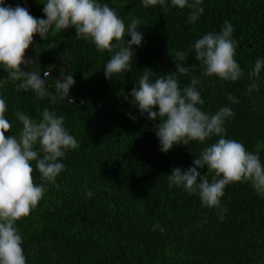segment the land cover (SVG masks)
<instances>
[{"label":"trees","instance_id":"16d2710c","mask_svg":"<svg viewBox=\"0 0 264 264\" xmlns=\"http://www.w3.org/2000/svg\"><path fill=\"white\" fill-rule=\"evenodd\" d=\"M4 1L5 7H23L21 0ZM97 2L113 8L126 27L133 19L139 21L137 31L143 40L133 46L130 71L106 79L104 67L111 53L98 52L91 42L78 39L71 27L58 34L49 32L46 39L36 34L35 64L29 70L41 73L60 63L66 65L75 80L68 97L81 100L95 95L88 103L70 104L59 97L52 103L50 96L37 99L31 90L17 91L19 81L0 87V98L8 106L5 115L12 123L6 136L18 135L22 127L14 116L16 110L38 121L48 108L64 117V127L79 144L60 159L65 169L56 179L59 188L49 185L38 206L16 224L26 264H264V196L250 182L226 186L221 209L203 207L198 194L169 187L173 169L192 167L194 158L219 137L203 144L174 145L164 153L155 132L160 120H150L148 114L142 116L138 107L129 105L133 103L131 91L145 69L154 72L149 77L154 82L176 70L172 56L183 51L187 53L184 66L195 65L189 76L200 81L197 90L204 104L197 107L212 114L225 106L231 108L235 115L224 125L225 138L258 154L264 165V69L257 80L259 91L247 92L252 82L248 72L257 58L264 59V0H203L204 11L194 23L188 22L191 10L172 7L171 0H166L167 8H145L142 0ZM27 3L32 16L43 19L38 10L43 0ZM225 21L233 25L235 60L244 73L235 82L204 77L192 48L203 35L219 33ZM7 75L0 65V79ZM45 79L48 92L56 95V81ZM177 79L181 89L189 83V77L177 75ZM229 94L239 103L229 102ZM98 95L102 105L96 117L107 116L122 103L107 121L93 116ZM32 166L34 182L40 184L35 162ZM197 171L203 175L207 169ZM88 190L91 197L86 195ZM157 223L165 229L163 233L152 230Z\"/></svg>","mask_w":264,"mask_h":264},{"label":"clouds","instance_id":"9594fccd","mask_svg":"<svg viewBox=\"0 0 264 264\" xmlns=\"http://www.w3.org/2000/svg\"><path fill=\"white\" fill-rule=\"evenodd\" d=\"M43 3L46 19H37L27 9L19 5L5 7L4 0H0V65L8 73L6 79H0V87L10 81H19L17 91L31 90L37 99L50 96L52 103H56L58 97L65 100L75 84L72 75L63 81L57 80L56 95H51L45 86L46 74L42 79L37 72L26 73L21 70V64L26 63L25 53L35 34L46 39L49 32L58 34L71 27L75 28L78 39L91 42L100 53H111L104 67L106 79L130 71L133 46H140L143 40L137 31V19L131 20L126 27L113 8L97 0H43ZM202 3L203 0H171L172 7L191 10L189 23L197 21L203 13ZM142 4L145 8L156 5L167 8L166 0H142ZM232 33L233 25L225 21L219 33L209 32L192 45L204 77L215 76L221 81L235 82L244 75L235 60L236 42ZM126 35L131 40H125ZM172 58L176 70L160 75L154 82L149 79L154 72L145 69L138 86L131 91L132 102L138 106L141 115L146 112L150 120H160L155 132L164 153L174 145H187L190 141L203 144L213 136L219 139L205 147L199 158H194L192 167L173 169L168 175L169 187L175 185L189 195L198 194L203 207L214 209H221V198L229 184L250 182L256 193L264 196V165L259 155L248 151L242 143L225 138L224 125L235 113L227 106L215 114L205 113L197 107L203 105L204 100L197 90L199 79L189 76L195 65L191 69L184 66L187 53L183 51L176 52ZM262 69L264 59L257 58L254 68L247 74L252 81L248 93L259 91L257 80ZM177 75L189 77V83L183 89ZM227 99L233 104L239 103L231 94ZM156 108L158 111L154 110ZM7 111L6 100L0 98V264H26L23 238L16 224L38 206L49 185L59 188L56 179L65 169L60 159L79 144L64 127V117L48 108L42 110L38 121L16 110L14 116L22 127L18 135L6 136L12 128L5 115ZM129 116L136 120L131 113ZM32 162L40 174V184L34 182ZM204 168L207 171L201 175L197 169ZM86 195L91 197L93 193L88 190ZM222 212L226 213L227 208ZM223 219L221 214L220 220ZM157 229L161 233L165 231L158 223L152 230Z\"/></svg>","mask_w":264,"mask_h":264},{"label":"water","instance_id":"95a60500","mask_svg":"<svg viewBox=\"0 0 264 264\" xmlns=\"http://www.w3.org/2000/svg\"><path fill=\"white\" fill-rule=\"evenodd\" d=\"M21 3H22L23 8L27 9L29 14L32 15L31 14V9H30L29 4L27 3V0H21ZM3 6H5V1H4V5ZM35 37H36V34L33 37V43H34ZM33 43L26 50V53H25V61H26V63L21 64V70L26 72V73L31 72L29 70V66H33L35 64V52H34V49H33ZM61 67L64 69L63 74L60 73V68ZM45 74H46L45 78H51V79H53L55 81H57V80L63 81V79L69 75V72H68V69H67L66 65L60 63V64L55 65L50 70H47V71L39 73V75L41 76L42 79L44 78ZM45 86L48 87L46 82H45ZM94 96L95 95H91V96H89L87 98H84V99H81V100H72V99H70L67 96L65 98V101L67 103H70V104L84 105V104L88 103L89 100L91 98H93ZM98 97H99V102L93 108V112H92L93 116L97 120H99V121H107L110 117H112L114 114H116V113H118L120 111V109L122 107V103H120L119 107L117 109H115L113 112H111L110 114H108L107 116H105V117H96V110L99 109L101 107V105H102V99H101V97L99 95H98ZM125 100L127 101V98H125ZM129 105L132 106L133 108H137L138 107L134 103H131V102H129ZM146 115H147V113L145 112L142 116H146ZM151 122L154 125H156L153 121H151Z\"/></svg>","mask_w":264,"mask_h":264},{"label":"rangeland","instance_id":"374dc122","mask_svg":"<svg viewBox=\"0 0 264 264\" xmlns=\"http://www.w3.org/2000/svg\"><path fill=\"white\" fill-rule=\"evenodd\" d=\"M43 7H44V5H41L38 10L42 13L43 19H46V16L44 15V13L42 11ZM52 33H54V32H52Z\"/></svg>","mask_w":264,"mask_h":264}]
</instances>
